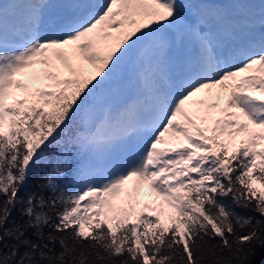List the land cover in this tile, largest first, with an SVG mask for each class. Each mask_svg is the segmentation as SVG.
Here are the masks:
<instances>
[{"label": "snow or ice", "instance_id": "obj_1", "mask_svg": "<svg viewBox=\"0 0 264 264\" xmlns=\"http://www.w3.org/2000/svg\"><path fill=\"white\" fill-rule=\"evenodd\" d=\"M0 264H264V0H0Z\"/></svg>", "mask_w": 264, "mask_h": 264}, {"label": "rangeland", "instance_id": "obj_2", "mask_svg": "<svg viewBox=\"0 0 264 264\" xmlns=\"http://www.w3.org/2000/svg\"><path fill=\"white\" fill-rule=\"evenodd\" d=\"M42 66H37V68H40ZM18 79L23 80V77H18ZM42 83H36L33 85V87H41ZM198 99H205V100H209V96L206 92L201 93L198 95L197 97ZM254 185L256 186H260L258 183L253 182ZM126 190L132 193V198L134 201H136V205H137V210H139V208H141L143 206V204L148 203L150 205L153 206H157L160 203V198L157 197L155 195V193L151 192V190L145 185L142 186L139 191L135 190V182L134 181H130L126 184ZM147 212V210H145ZM164 212H168L169 209H167L166 207L163 209ZM153 215H155L153 213Z\"/></svg>", "mask_w": 264, "mask_h": 264}, {"label": "trees", "instance_id": "obj_3", "mask_svg": "<svg viewBox=\"0 0 264 264\" xmlns=\"http://www.w3.org/2000/svg\"><path fill=\"white\" fill-rule=\"evenodd\" d=\"M36 179H38V177H32L31 180H30V184L33 183ZM254 186L257 187V188L260 187V186H256V185H254ZM133 203H135V202L133 201ZM242 214H245V213H242Z\"/></svg>", "mask_w": 264, "mask_h": 264}]
</instances>
